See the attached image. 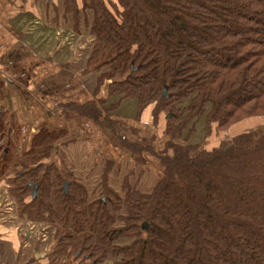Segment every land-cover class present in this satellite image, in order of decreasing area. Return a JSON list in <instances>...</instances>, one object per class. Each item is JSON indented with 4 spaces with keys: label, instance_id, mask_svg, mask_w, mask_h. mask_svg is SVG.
I'll use <instances>...</instances> for the list:
<instances>
[{
    "label": "trees",
    "instance_id": "16d2710c",
    "mask_svg": "<svg viewBox=\"0 0 264 264\" xmlns=\"http://www.w3.org/2000/svg\"><path fill=\"white\" fill-rule=\"evenodd\" d=\"M89 9L87 71L100 74L99 90L108 83V98L135 101L137 118L152 105L155 125L166 115L164 174L150 194L126 178L123 196L109 186L107 162L92 192L69 170L57 180L54 163L39 180L62 138L44 130L18 160L26 172L17 179L34 180L10 190L21 217L56 230L60 258L81 264H264V133L243 131L211 151L181 142L193 121L204 119L211 136L264 117V0H92ZM104 102L75 108L112 129ZM6 136L0 115V181L15 164ZM129 149L141 165L156 155Z\"/></svg>",
    "mask_w": 264,
    "mask_h": 264
},
{
    "label": "crops",
    "instance_id": "0c3cea01",
    "mask_svg": "<svg viewBox=\"0 0 264 264\" xmlns=\"http://www.w3.org/2000/svg\"><path fill=\"white\" fill-rule=\"evenodd\" d=\"M91 1L0 0V115L7 122L3 144L12 140L10 156L15 162L30 151L40 132L62 134L47 160L49 164L67 169L83 181L94 173L95 167L107 162L112 166L109 186L118 194L123 196L126 178L141 193L150 194L164 174L157 154L164 151L167 143L166 115L161 114L155 125L152 105L137 118L135 101L108 98L107 82L100 90L97 88L100 74L87 71L95 45ZM101 100L105 101L104 106H98L103 118L113 120L112 129L81 115L75 108ZM119 101L120 105L111 110ZM255 119L260 118H251ZM247 121L228 132L214 130L211 136L206 133L204 119L196 124L193 121L181 142L211 151L229 139L219 137L220 134L232 137L246 131ZM135 144L154 147L156 155L145 154L146 165L138 164L129 149ZM9 188L0 183V192L4 190L7 195ZM4 194H0V217L14 212V200ZM11 218L15 220L14 215ZM16 227L13 233L0 232V264H50L51 247L43 250L37 246L33 251L34 231L24 232L23 226ZM123 243L126 246L132 241Z\"/></svg>",
    "mask_w": 264,
    "mask_h": 264
},
{
    "label": "rangeland",
    "instance_id": "374dc122",
    "mask_svg": "<svg viewBox=\"0 0 264 264\" xmlns=\"http://www.w3.org/2000/svg\"><path fill=\"white\" fill-rule=\"evenodd\" d=\"M247 126L248 129L246 130L247 132H262L264 133V117H260V119H255V120H248L247 121ZM219 137L221 138H229L228 140L226 141H230L231 140V136L228 137V135L225 133H222L219 135ZM18 161V160H17ZM15 161V164L12 166V168L10 167L9 169V173L7 175V177H5V179L3 181H0V183L4 182L5 184L9 185L10 188L8 189L7 191V195H6V192L4 190H1L0 194H4V197L5 195L8 196L9 200H11V198L14 200V212L12 213L11 215V212L8 214V215H5L4 217H0V232H4L6 234H8L9 232L13 233V231L15 230V232L17 231V225L18 226H23V228L26 230H24V232H33L34 231V238L31 240L32 244V248H33V251L35 249V247H43V250L45 249H48L51 247V250H53L52 252V257L49 258V263L50 264H63V263H67V264H81L80 261L76 262L74 259V257L72 258H69L68 257H63V258H60V255L58 254V246H57V241L55 239V235H56V230H53V229H47V233H43V230L45 229L46 226H43V224L41 223H35L31 220L28 219L27 215H24V217H21V215L19 214V205H18V202H16V198L13 197L11 195V189L14 188V190H16L19 186H22V184L26 181H33V177H30V175L26 176L25 178L23 179H17V176H18V173H22V172H26L25 171V168L21 165V164H18L19 161L17 162ZM12 163H14L12 161ZM44 163V166H43V169H41L38 173V176L39 177V180L42 179V176L47 172V170L49 169L50 167V164L47 162V161H43ZM101 167H102V164L101 165H98L97 167L94 168V170L92 172H94L93 174H89L87 176V178L83 181H80L78 179H76L79 183H82L84 185H87L88 187H91L90 190L91 192L94 191V188L99 179H100V173H101ZM58 168V166H57ZM60 170L58 171L59 174L61 175L60 176V179L56 177L55 174L52 173L51 177H52V180L56 181L55 179L57 180H62V181H67L68 179H66V170L67 169H63V168H59ZM32 170V167H29V171ZM28 171V170H27ZM41 172V173H40ZM9 177H13V178H9ZM13 182H11V181ZM93 189V190H92ZM11 197V198H10ZM31 198L29 197V200L30 201ZM2 201V200H1ZM14 215V218H11L12 216ZM7 221V222H6ZM33 225H35L36 227H34ZM16 227V228H15ZM34 228V229H33ZM45 232V231H44ZM48 235V239L46 242H43L42 239H45V236ZM46 237V238H47ZM50 243H49V242ZM124 241H120L118 243L119 246H123ZM126 242V241H125ZM119 261V259H111L107 262V264H116V262Z\"/></svg>",
    "mask_w": 264,
    "mask_h": 264
},
{
    "label": "water",
    "instance_id": "95a60500",
    "mask_svg": "<svg viewBox=\"0 0 264 264\" xmlns=\"http://www.w3.org/2000/svg\"><path fill=\"white\" fill-rule=\"evenodd\" d=\"M36 191H37V187L34 188V193H36Z\"/></svg>",
    "mask_w": 264,
    "mask_h": 264
}]
</instances>
